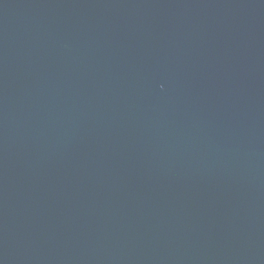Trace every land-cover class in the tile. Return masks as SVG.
Instances as JSON below:
<instances>
[{"label": "water", "instance_id": "1", "mask_svg": "<svg viewBox=\"0 0 264 264\" xmlns=\"http://www.w3.org/2000/svg\"><path fill=\"white\" fill-rule=\"evenodd\" d=\"M0 264H264V0H0Z\"/></svg>", "mask_w": 264, "mask_h": 264}]
</instances>
